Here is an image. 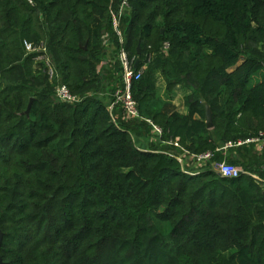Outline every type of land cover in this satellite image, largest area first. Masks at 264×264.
Wrapping results in <instances>:
<instances>
[{"label":"trees","instance_id":"obj_1","mask_svg":"<svg viewBox=\"0 0 264 264\" xmlns=\"http://www.w3.org/2000/svg\"><path fill=\"white\" fill-rule=\"evenodd\" d=\"M108 43L112 81L121 50L144 68L131 85L141 119L114 121L97 95ZM160 78L192 90L186 113L164 111ZM58 84L81 101H59ZM147 119L164 148L135 141ZM261 132L264 0H0L2 264H264V186L185 173L165 153L222 160Z\"/></svg>","mask_w":264,"mask_h":264},{"label":"built area","instance_id":"obj_2","mask_svg":"<svg viewBox=\"0 0 264 264\" xmlns=\"http://www.w3.org/2000/svg\"><path fill=\"white\" fill-rule=\"evenodd\" d=\"M123 6L127 7V1H124ZM120 34V33H119ZM28 50H32V46L26 43ZM164 48H168V44L165 43ZM37 59H44L42 56H39ZM114 64L116 58H113ZM118 60L120 61L123 68V84L117 86L113 93V99L111 105L109 106L110 111H114L116 108H119L125 117L128 120L141 119L139 107L137 101L134 99L131 92V85L134 80L140 78L144 68L139 72H135L134 59H130L127 54L121 50L118 55ZM49 66V64L47 63ZM49 74L51 77L55 75L53 68L49 66ZM56 98L65 103H76L81 101V98L77 95L71 93L70 89L65 84H58L55 92ZM116 118L114 117V121ZM147 123L153 126V135L155 138L160 139V136L163 133V130L154 125L151 119L146 120ZM167 143L172 146L179 148L178 139H171ZM245 146H256L262 153H264V133H259L254 136H250L244 139H239L237 141L227 143L225 148H241ZM170 157L176 159L181 164V170L185 173L196 174L202 170L210 169L219 174L222 177L226 178H240L244 175L252 177L259 183L261 186H264V179L260 177L258 173H253L248 170H243L231 163H228L225 160H220L216 157L215 152L206 151L202 153H190L186 150L177 151H167L165 152Z\"/></svg>","mask_w":264,"mask_h":264},{"label":"crops","instance_id":"obj_3","mask_svg":"<svg viewBox=\"0 0 264 264\" xmlns=\"http://www.w3.org/2000/svg\"><path fill=\"white\" fill-rule=\"evenodd\" d=\"M107 51L111 53L112 57H110V55L106 56L101 66L103 64H107L108 68H111V65H112L111 62L113 63L112 59L114 58V55H115L114 53L115 46L112 43H108ZM162 82L164 83L163 80ZM179 87H182V86H179ZM183 89L184 90H172V91L158 90V97L163 102V107H164L165 112H168V113H173V112L186 113L187 112V107H186L184 97L185 95L189 94L192 90H186V88H183ZM97 95L99 96V98L102 99V101L108 107L111 105V102L113 99V93L111 90L107 88L106 90H103L102 92H98ZM114 112H115V118L117 119V121L119 120H123L127 122L130 121L126 119L125 117H123V114L119 108H116ZM134 138L137 144L144 149H148L151 145L157 146L159 148L165 147L164 142H162L160 139L155 138L152 132H150V135L148 136H145L143 134L141 135L135 134ZM242 148H236V149L234 148L231 150L229 148H225L224 146L221 148L222 155L225 159H231L235 161L236 158H239V152L243 150ZM244 149L247 151V153H249V155L247 154L246 156L248 165L252 164V160L255 161V159H258L259 155L262 154V152L256 146H246V148ZM249 161H250V164H249ZM253 173H256V172H253Z\"/></svg>","mask_w":264,"mask_h":264},{"label":"rangeland","instance_id":"obj_4","mask_svg":"<svg viewBox=\"0 0 264 264\" xmlns=\"http://www.w3.org/2000/svg\"><path fill=\"white\" fill-rule=\"evenodd\" d=\"M110 55V57H112L111 53H109L108 51H106V56ZM101 71L102 73L104 74V77H105V85L108 87L109 90H113L114 87L117 84L118 81H112L111 80V77H110V71L111 69L108 68L107 64H103L101 66ZM109 76V77H107ZM119 86V85H118ZM186 87V90H189L187 86ZM185 87H176L174 90H184L183 88ZM158 90H167L165 88V85L164 83L162 82L161 79H159L158 81ZM167 93V92H166ZM247 154L249 155V153H247V151L245 149L242 150V152H239V159L243 162L244 161V165H240V164H237V162H234L233 160H229V159H222V160H225L227 161L228 163H231L243 170H248V171H252L254 172L256 169L259 168V166L263 165L264 166V153H262L261 155H259L258 159H255V161L252 160V164H250V161H249V166L247 167L248 163H247V160H246V156Z\"/></svg>","mask_w":264,"mask_h":264},{"label":"water","instance_id":"obj_5","mask_svg":"<svg viewBox=\"0 0 264 264\" xmlns=\"http://www.w3.org/2000/svg\"><path fill=\"white\" fill-rule=\"evenodd\" d=\"M141 51V47L140 45L137 47V52L140 53ZM139 62V59L137 60V63L136 65L138 64ZM206 123H207V127L209 129H212L214 127V123H213V112H212V109L211 107L207 104L206 105ZM3 232L1 231L0 229V249L2 247V243H3ZM3 261H2V257H1V254H0V264H2Z\"/></svg>","mask_w":264,"mask_h":264}]
</instances>
